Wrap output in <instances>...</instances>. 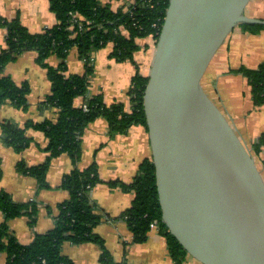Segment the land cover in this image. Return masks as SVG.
<instances>
[{
    "label": "crops",
    "instance_id": "1",
    "mask_svg": "<svg viewBox=\"0 0 264 264\" xmlns=\"http://www.w3.org/2000/svg\"><path fill=\"white\" fill-rule=\"evenodd\" d=\"M134 1L104 2L117 10ZM250 7L255 11L250 16L264 18V0H251L247 8ZM18 16L32 33L42 32L57 23L50 0H0V18L12 20ZM6 36L7 29L0 24V50L6 47ZM152 39L138 40L141 48L135 52L136 62L119 61L112 57V44L94 50L90 57L94 72L89 77V90L87 94L75 98V106H86L87 99L100 95L106 104L121 102L127 111H131L129 90L132 79L137 72L149 75L156 46ZM213 59L204 76L207 78L204 87L252 149L264 133V115L258 118L252 116L261 106H255L253 102L248 79L235 70L242 65L256 68L264 62V29L253 33L236 27ZM66 61L68 73H85L87 62L81 58L76 47L69 51ZM47 62L57 66L60 59L57 55H51ZM3 75L10 76L18 85L28 83L31 89L27 96V108H19L9 101L0 105V121L23 127L28 121L41 122L57 117L58 109L44 104L51 93L52 83L47 69L38 63L35 51H25L9 62ZM256 119L259 121L257 125ZM27 134L32 141L18 152L3 142L0 126V165L3 171L0 191L10 193L17 202L35 201L39 208L34 226L30 224L28 215L21 214L8 220L10 230L21 243L29 244L36 233H47L55 226L56 216L60 212L59 203L70 197L69 191L62 187L64 176L75 168L84 169L96 164L101 182L91 189L90 195L95 211L103 217L95 232L104 238L113 260L121 264H179L173 258L168 239L159 226H152L144 242H133V232L122 218V213L132 205L135 192L109 183L133 182L142 162L152 158L147 126L134 124L125 132L113 133L107 119L97 117L84 131L80 159L75 162L71 155L64 152L51 160L47 173L49 187L45 188L40 187L33 175L19 169L18 164L24 162L31 167L45 163L50 155L46 151L49 139L43 131L35 129H29ZM257 158L264 175V146ZM5 220L6 214L0 210V221ZM62 251L75 264H107L101 259L103 251L97 242L77 244L68 241L63 244ZM193 259L196 258L187 254L181 264H197L198 260L194 262ZM0 264H8L6 254L1 251Z\"/></svg>",
    "mask_w": 264,
    "mask_h": 264
},
{
    "label": "trees",
    "instance_id": "2",
    "mask_svg": "<svg viewBox=\"0 0 264 264\" xmlns=\"http://www.w3.org/2000/svg\"><path fill=\"white\" fill-rule=\"evenodd\" d=\"M104 1L50 0L57 23L38 33H32L19 16L12 20L0 18V24L7 29L6 47L0 50V105L9 101L19 108H27V96L31 89L29 84L18 85L10 76L3 75V70L23 52L35 51L38 63L47 69L52 83L51 93L44 104L56 107L59 112L55 119L28 121L23 127L0 121L3 142L18 152L32 141V137L27 134L29 129L46 134L49 139L46 151L50 152L47 161L31 167L24 162L18 164L19 169L37 178L40 187H49L47 173L54 157L66 152L75 162L81 158L84 131L97 117H105L113 133L125 132L134 124L147 126L143 102L149 76L140 72L133 76L129 90L131 111H127L121 102L106 104L100 95L87 99L86 108L74 104L77 96L85 95L89 90V77L94 72L91 53L112 44V57L119 61L136 62L135 52L141 48L138 40L152 37L157 42L169 6V0H135L115 10ZM239 26L253 33L264 29L262 24L243 23ZM73 47L87 62L83 74L67 72L66 59ZM51 55L59 57L57 66L47 62ZM235 72L242 73L248 79L255 106L263 105L264 62L256 68L240 67ZM263 146L264 133L253 144L252 150L258 155ZM2 175L0 165V179ZM99 182L101 179L96 164L84 169L75 168L67 173L62 187L69 191L70 197L59 203L60 212L56 216L55 226L47 233H36L29 244L18 240L10 230L8 220L21 214L28 215L30 224L34 226L39 213L37 202H17L10 193L0 191V210L6 214V220L0 221V251L6 254L8 264H75L62 251L63 244L68 241L77 244L97 242L102 248L101 259L104 263L121 264L113 260L104 238L95 232L103 216L95 211L90 191ZM109 183L135 192L132 205L122 213V218L133 232V242H144L156 221L161 233L168 239L173 258L181 264L188 253L177 238L170 234L162 219L153 159L142 162L133 182Z\"/></svg>",
    "mask_w": 264,
    "mask_h": 264
},
{
    "label": "water",
    "instance_id": "3",
    "mask_svg": "<svg viewBox=\"0 0 264 264\" xmlns=\"http://www.w3.org/2000/svg\"><path fill=\"white\" fill-rule=\"evenodd\" d=\"M251 0H169L144 111L162 219L203 264H264V175L203 79Z\"/></svg>",
    "mask_w": 264,
    "mask_h": 264
},
{
    "label": "rangeland",
    "instance_id": "4",
    "mask_svg": "<svg viewBox=\"0 0 264 264\" xmlns=\"http://www.w3.org/2000/svg\"><path fill=\"white\" fill-rule=\"evenodd\" d=\"M255 11L250 7V8H246V11H245V13L247 14V15H251L252 13H254ZM153 43H155V39H152L151 40ZM260 65V64H259ZM258 65V66H259ZM257 66V67H258ZM241 67H248V66H246V65H242ZM212 70V69H211ZM211 70H210V72H211ZM209 73V72H208ZM206 80H207V78L205 77L204 79H203V84H205L206 83ZM261 115H264V104H263V106L261 105V107L259 108V109H257V111L256 112H254V113H252V116H257V118L258 117H260ZM255 122H256V125L257 124H259V121H258V119H256L255 120ZM112 258H113V256H112ZM193 261L195 262L196 261V259H193ZM197 262V264H201L199 261H196Z\"/></svg>",
    "mask_w": 264,
    "mask_h": 264
},
{
    "label": "built area",
    "instance_id": "5",
    "mask_svg": "<svg viewBox=\"0 0 264 264\" xmlns=\"http://www.w3.org/2000/svg\"><path fill=\"white\" fill-rule=\"evenodd\" d=\"M86 108V106H85ZM152 226H158L157 222L155 221Z\"/></svg>",
    "mask_w": 264,
    "mask_h": 264
}]
</instances>
